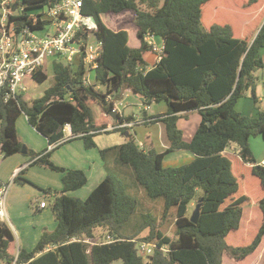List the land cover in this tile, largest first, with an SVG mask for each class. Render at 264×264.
<instances>
[{"label":"trees","instance_id":"obj_1","mask_svg":"<svg viewBox=\"0 0 264 264\" xmlns=\"http://www.w3.org/2000/svg\"><path fill=\"white\" fill-rule=\"evenodd\" d=\"M59 1L12 0L11 7L22 10L17 7L20 14L9 16L8 27L37 29L43 24L37 12ZM226 1L163 0L160 6L159 0H84L81 11L92 19L102 42L96 83H83L81 64L74 71L54 61L53 82L40 96L31 102L20 96L18 102L0 104V155L21 153L24 145L15 127L21 114L48 145L63 139L65 125L72 135L67 142L81 140L85 149L96 147L93 138L98 134L129 132L135 126L105 131L133 121L131 116H110L114 102L126 90L148 106L166 103L167 112L151 117L150 123L165 124L170 147L162 153L144 150L129 132L124 144L100 150L106 176L84 200L66 193L86 184L85 173L50 161L59 146L41 152L24 147L33 159L28 166L41 165L62 174L61 191L43 190L54 198L51 211L56 227L44 231L27 252L17 249L12 231L0 223V264H11L16 253L19 264H111L116 260L122 264H222L223 255L244 261L259 248L264 238V168L249 166L255 163L249 140L264 139V110L248 117L234 107L249 90L253 103H258L254 73L264 67V0H233L239 6L221 8ZM124 12L132 13L135 46L129 44L126 30L114 31L101 18ZM149 38L161 41V52ZM147 53L159 57L150 69L144 58ZM31 78L42 84L47 76L38 71ZM97 86L105 87V93ZM92 105L101 110L100 123L93 120ZM192 111L198 112L200 123L191 140L184 142L176 127L177 117ZM231 143L237 153L228 158L224 152ZM177 150L189 151L194 160L165 167L164 157ZM111 154H115L114 166L110 165ZM16 181L29 183L27 179ZM253 182L260 187L255 197L248 192ZM158 200L161 206L156 212L144 209V203ZM252 200L262 218L252 240L244 243L254 214L244 219L243 210ZM191 204L193 211L199 205L195 224L188 217ZM168 218H173L175 239L162 229ZM98 228L107 231L109 240L80 241L95 240L93 232ZM145 230L146 235L140 236ZM230 235H234L233 245L227 240ZM139 242L156 243L157 249L144 257L138 253ZM162 246L165 252L158 249Z\"/></svg>","mask_w":264,"mask_h":264},{"label":"rangeland","instance_id":"obj_2","mask_svg":"<svg viewBox=\"0 0 264 264\" xmlns=\"http://www.w3.org/2000/svg\"><path fill=\"white\" fill-rule=\"evenodd\" d=\"M160 1V6L163 2V0H159ZM228 1V2H227ZM226 2H224V4L221 6V8H226V9H233L235 4H237L239 6V3H236L233 0H227ZM46 7H44V11H46L45 9ZM246 14V10L243 11ZM15 15L20 14L19 9L15 10L13 12ZM46 16L44 14L40 15L41 19H44ZM236 17H240V15L236 14ZM103 22L108 25L110 28L112 29H127L131 38L129 41V44L132 46H135L136 44V37H135V31H134V25L132 20V13L129 12H124L120 15H110V14H105L101 16ZM240 19H242V16L240 17ZM259 23V22H258ZM89 25L92 28V32L94 31V23L91 19ZM46 32V29L41 30V31H37L36 36L37 37H43L44 34ZM89 41L93 42L94 41V37L93 34H91ZM161 48V46H159V44H157V49ZM262 53V57H263V61H264V48L261 51ZM147 65H151L154 63V60H156V54L153 53H147L144 56ZM79 63L78 61L74 62V65L71 66V69H73L74 71H76L78 69ZM44 73L47 76V79L42 83V84H38L36 82L33 81L32 78H26L25 80H31L29 82H31V88L24 82V87L26 89V91L23 93V99H25V101L27 102H31L32 99L40 96L42 94L43 91H45L53 82L52 77H53V62L51 60L47 61L45 63V67H44ZM85 75L88 76L90 78V84H95V71H91L88 73V71L85 72ZM254 76L256 77L255 80V95L256 98L260 101H258L257 105H255L253 103L252 100V94L251 91L249 90L248 92H246L245 96L241 98V100H239L234 109L236 112L244 115V116H248V117H255L256 113L258 111L264 110V67L261 70H258L254 73ZM98 89L105 93L106 89L103 86H97ZM41 91V92H40ZM129 94V98H121V101L118 102L120 103V106H118L119 111L118 113H125L126 115H130L133 113V121H137V117L138 118H143L144 116V112L146 111L147 115L150 116L152 114H154L155 116L153 117H157L159 115H163V114H159L161 112H167V106L166 103L164 101L159 102V103H152L151 105H146L143 104L139 101L138 98H136L132 93H128ZM132 103H135V106L132 105ZM147 106L149 107V109L147 108ZM147 108V109H146ZM258 108V109H257ZM132 111V112H131ZM143 114V115H142ZM92 116L95 117V119H100V110L99 107L93 105L92 106ZM199 118L200 120V116L198 115L197 112H190L187 113L183 116H178L177 120L181 119L180 121H183L184 123L192 120V118ZM200 123V122H199ZM153 124V123H151ZM154 125V124H153ZM151 127V126H150ZM135 131H140V137L139 139L141 140H137L136 143L142 142V143H146L147 142V126L145 125H140L137 124L134 127ZM197 130V129H196ZM134 139V132L130 129L129 131ZM184 132L187 134V129L184 130ZM102 136H106V135H102ZM106 138V137H103ZM136 141V140H135ZM23 147L28 148L31 150V148H29L24 142H23ZM231 148L236 149L235 145L231 144L230 145ZM249 149L252 152V155L255 159V163H259L263 158H264V139L262 136H256V137H252L249 140ZM34 151V150H32ZM36 152V151H34ZM41 152V150L39 151ZM58 152H60L59 150H57L55 153L58 154ZM263 154V157L259 158L260 155ZM14 155H19L22 156L21 158H28V162L30 161L29 158H31V156L29 154H23V153H17V154H13L11 156L2 158V156L0 155V175L6 176V179H2L0 176V185L2 184H7L8 182H10L12 180V176L10 173H12V163L14 162L15 158L9 159ZM168 160V159H167ZM51 161V160H50ZM27 167H28V164ZM52 162V161H51ZM53 163V162H52ZM170 164V166H174L173 164H171L170 162V158L169 161H167L166 164ZM55 166H59V164H57L56 162L53 163ZM183 165V163L181 164ZM35 166V165H34ZM36 166H40L48 171L46 172H52L50 174H53L54 176L57 175L56 173L59 174V172H55L50 170L47 167L41 166V165H36ZM35 169H32L30 171V173H33L34 175L40 176V177H44V174L39 171L40 168L38 167H34ZM41 169V170H44ZM45 171V170H44ZM25 170H23L16 178L13 179L12 183H11V187L9 189V193L8 195L12 192V188L13 185L12 184H18V185H24L21 183H18L17 180H22V179H26L23 177V175L25 174ZM106 172V170H105ZM36 182L30 181L28 183V187H26L25 189H23V201H22V196H19V199L17 201H15L17 194H11L13 195L11 197V199L9 200L10 204H11V211L9 213L8 209H7V203H5V207H6V218H5V222L3 223L4 225H6L7 227L10 228V230L12 231L14 238H15V243L17 245V240L19 241V244H21V240L27 243H30L29 245H31L34 242L37 244L39 241V235L41 233H43L44 231L49 232L50 228L54 227L55 224V219L53 216V213L51 211V205L53 204L54 198L53 197H48V195L46 193L43 192L44 189L49 188L51 190H55L53 187H43L41 185L42 182L40 181L39 178L35 177L33 178ZM2 182V183H1ZM38 183H40L41 185H39ZM259 185L256 182L251 183V189L248 190V192L251 194V196L255 197V194L257 192H259ZM31 190H34L36 192V195L31 198L29 200V197H31V195L33 194ZM59 191V190H57ZM61 191V190H60ZM75 197V196H72ZM253 197V198H254ZM77 198V197H76ZM81 200H83L82 198H79ZM45 202L47 205V209L45 214H43V211H38L36 206H39V202ZM6 202V199H5ZM159 202H161V200H158L156 202H147L144 203V209H147L150 212H156V208H159L161 205L159 204ZM143 208V206H142ZM253 213L254 214V221L253 223L250 225L249 228V234L246 235V240L244 243L251 241L252 238L254 237L253 232H255L261 223V218H262V214L260 212V209L258 206H255L253 203V200L250 201L249 205H246L244 207L243 210V214H244V219L246 218V216L248 214ZM193 213V208L189 206L188 208V217L190 218L191 215ZM49 216V217H48ZM15 217H19L15 218ZM250 220V217L249 219ZM242 225L244 226L245 224L242 223ZM162 229L165 231L166 235L169 236L172 239H175L174 236V224H173V218H168L167 221H165V223L162 226ZM241 231V230H240ZM243 231V229H242ZM94 236H95V240H92V242H103L107 239V231L104 228H98L96 230H94ZM147 230H145L140 236H144L146 235ZM244 232H241L240 236H242ZM251 233V235H250ZM235 236H237L239 233H234ZM234 237V235H230L228 237V242L231 243L232 238ZM240 238V237H239ZM238 236L236 237V240H238L237 243H240ZM232 245L234 243H231ZM242 245V244H241ZM18 246V245H17ZM26 246H28V244H26ZM36 245H34L35 247ZM31 247V246H30ZM33 247V248H34ZM32 248V249H33ZM17 249H19V247H17ZM31 249V248H30ZM26 251V250H25ZM31 251V250H30ZM29 252V251H27ZM264 239L261 242V246L259 247V249L257 250V252H255L254 255H250L248 256L244 261H236L230 257H228L227 255H223V264H230V262L236 263V264H263L264 261ZM256 259V260H255ZM111 264H122V262L120 260H116L113 261Z\"/></svg>","mask_w":264,"mask_h":264},{"label":"built area","instance_id":"obj_3","mask_svg":"<svg viewBox=\"0 0 264 264\" xmlns=\"http://www.w3.org/2000/svg\"><path fill=\"white\" fill-rule=\"evenodd\" d=\"M12 0H1L0 10V104L7 103L9 100L18 102L23 98L26 91L24 81L26 78L40 71L44 73L45 63L49 60L52 62L60 61L66 66L74 65L78 61L83 69V83L90 84V78L85 72L95 71L98 67V60L102 52V42L96 37L95 32L89 25L91 18L82 13L84 0H60L54 6H46L38 14H44L46 17L41 19L43 24L35 30L25 27L21 30L8 27L9 16L13 13L11 7ZM16 6V5H14ZM18 7V6H17ZM16 7V8H17ZM22 10L21 7H18ZM37 19L36 16H33ZM95 27V25H94ZM46 29L43 37H37V31ZM93 34L94 41H89ZM156 47V46H155ZM161 48L157 49L161 52ZM159 60V57H158ZM113 112L119 114L117 104H114ZM140 122H122L118 126L106 128L105 131H111L115 128H132ZM70 136L69 125L64 127V133ZM61 144L50 145L48 151ZM33 161V160H32ZM27 165L16 169L12 174V180L7 184L0 186V223L5 222L6 209L5 199L8 188L14 178H16ZM249 166H259L264 168V158L259 163L249 164ZM39 209L45 205L39 204ZM94 239H82L80 241L90 243ZM71 241H77L73 238ZM138 253L144 257L151 256L155 249L156 243H137ZM165 252L166 246L158 248ZM49 248L45 249V251ZM15 259L11 264L16 263Z\"/></svg>","mask_w":264,"mask_h":264},{"label":"crops","instance_id":"obj_4","mask_svg":"<svg viewBox=\"0 0 264 264\" xmlns=\"http://www.w3.org/2000/svg\"><path fill=\"white\" fill-rule=\"evenodd\" d=\"M16 7H17V5H16ZM39 12H37V14ZM106 26H108V25H106ZM117 30H120V29H114V31H117ZM124 30H126L128 32V30L126 28ZM128 34H129V32H128ZM129 37L131 38L130 34H129ZM148 42H150L151 44H154V46H156V47H157V44H159V46H162L161 41L157 38H149ZM261 55H262V53H261ZM262 59H263V57H262ZM157 61H158V57L156 56V60H154V63L151 65H148L147 68L150 69ZM263 63H264V61H263ZM29 81H31V80L30 79L25 80L24 82L26 83L27 87L29 86L31 88V82H29ZM128 93H132V92L129 90L124 91L121 95V98H127L128 99L129 98ZM134 96L136 98H138L141 103H143V100L140 97H138L136 95H134ZM121 98L119 100H116L114 102V104H117L118 106H120V103H118V102L121 101ZM132 105L135 106V103H132ZM92 106H91V110H92ZM95 106L98 107V105H95ZM147 108L149 109L148 106H147ZM99 110H100V108H99ZM146 111L144 112V115L142 114L144 116L143 118L137 117V119H138L137 122H140L139 123L140 125L147 126V128H146L147 134H148L147 135V142L145 144L142 142H139L137 144L144 150L153 149L157 153H162L163 151H165L166 149H168L170 147V142H169L167 134H166L165 124L161 121L153 123L154 125L151 124L150 123L151 117H153L155 115L152 114V115L148 116ZM192 112H197V111H192ZM165 113L166 112H161L159 114L164 115ZM188 113H190V112H188ZM185 114H187V113H180L178 116L181 117ZM119 115L121 117L130 116L129 114L126 115L124 112L119 114ZM131 115H132L131 117L134 116L133 113ZM93 120L95 123L101 122V120H102L101 110H100V119H95V117H93ZM180 120L181 119L176 121V127L180 130V132L182 134L183 141L189 142L191 140L192 136L194 135L196 129L198 128L200 120L197 117L192 118V120H190L186 123H184L183 121H180ZM15 127H16V131H17L18 139L21 142H24L29 148H31V150H34L36 152H39L40 150L41 151L48 150V147L50 145H48L47 140L28 124L27 119H26L24 114H21L17 118L16 123H15ZM134 129L135 128H132L131 130L134 132V136H135V138H137L135 140L137 142V140H141V139H139V138H141L140 137L141 132L135 131ZM186 129H187V134L184 132V130H186ZM63 133H64V128H63ZM125 133L126 132H124L122 134L120 132L111 131L109 133L98 134L93 138L94 142L96 144V147L92 148V149H85L83 142L81 140H73V141L67 142V140L70 139L72 137V135L67 136L66 135L67 133L66 132L64 133L63 139L59 141L61 144L58 145L59 147H57V148L55 147L56 149L52 151V153L50 155V160L53 163L56 162L57 164H59L60 167H63V168L68 169V170L69 169L82 170L87 177V182L83 187H81L80 189L75 190V191L67 192L66 193L67 195L75 196L77 198H82L83 200L88 197V195L99 185V183L106 176V172H105V168H104V162L100 156V150L124 144L126 142V138H127V136H125ZM102 135H106V136H102ZM128 135H129V132H128ZM103 137H106V138H103ZM231 144H233V143H231ZM233 145H235V144H233ZM235 147H236V145H235ZM57 150L60 151V152H58V154L55 153ZM236 153H237V150L231 148V146H229L226 149V151L224 152V154L228 158H231L232 156H236L235 155ZM15 157H16V159L12 163V167H11L12 168V171H11L12 173H10L11 176L16 169L20 168L21 166L27 165L26 163L28 162L27 157L21 158L22 156H19V155H14L9 159H12ZM261 157H263V154H261L259 158H261ZM169 158H170L171 164H173L174 166H170L169 163L166 164L167 161H169ZM194 158H195L194 155L192 153H190L189 151L177 150V151H174L172 153H169L168 155H166L164 157L163 165L165 167H179V166H182L181 165L182 163H183V165L190 163L191 161L194 160ZM29 159H30V161L28 163H30L33 160L31 158H29ZM109 160H110V165L114 166L115 154H111L109 157ZM34 167L40 168L39 171H41L44 174V177H40V176L34 175L33 173H30V171L32 169H35ZM41 169H44V168H42L40 166H36V165L35 166H28L25 168L26 172L23 175V177L26 178L29 182L30 181L36 182L33 178L37 177L40 179V181L43 184V185H41L40 183H38L39 185H41L43 187H53L54 189L59 190V191L62 190V188H63L62 174L56 173L57 175L54 176L53 174H50L52 172H46L48 170L44 169L45 170L44 171ZM0 176L4 180L6 179V176H3V175H0ZM12 185H13L12 192L8 195V193H9V190H8V193L6 195V202H5V203H7V209L9 211V213L11 211V204H10L9 200L13 196L11 194L12 193L14 195L17 194L15 201H17L19 199V196H22L21 198L23 201V195H22L23 191H24L23 189L28 187V183H25L24 185H18L15 183ZM10 187H11V185L9 186L8 189H10ZM31 191L33 194L31 195V197H29V200L36 195V192L34 190H31ZM47 195H48V197L52 196V194H47ZM40 203H43L45 205V207L43 209H39V207L37 205L36 208L38 211H43L44 212L43 214H45L46 209H47V205L43 201L39 202V204ZM193 205L194 204H191L190 207L193 208ZM5 209H6V207H5ZM15 218L19 219V217H15ZM55 227H56V222L54 224V227L50 228L49 232L53 231L55 229ZM41 235H42V233L39 236L41 237ZM40 237H39V239H40ZM20 243L21 244H19V241L17 240V245H18L17 247H19V249H23L26 251L32 250L34 245H36L34 240H33V243L31 245H29L30 243L25 242V240L24 241L21 240ZM26 244H28V246H26ZM260 246H261V244L259 245V247ZM257 250L255 252H257ZM255 252L252 255H254ZM236 263L230 262V264H236ZM222 264H223V258H222Z\"/></svg>","mask_w":264,"mask_h":264},{"label":"water","instance_id":"obj_5","mask_svg":"<svg viewBox=\"0 0 264 264\" xmlns=\"http://www.w3.org/2000/svg\"><path fill=\"white\" fill-rule=\"evenodd\" d=\"M15 9H16V6H13V7H12V11L14 12ZM110 116H111L113 119H116V114H115V112L111 111V112H110ZM125 136H128V132L125 133ZM21 153H23V154L25 153V149H24V147L22 148ZM198 216H199V205H196V206H195V209H194V211H193V213H192V215H191V217H190V222L193 223V224L197 223Z\"/></svg>","mask_w":264,"mask_h":264}]
</instances>
